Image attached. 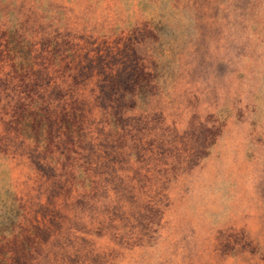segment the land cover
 Here are the masks:
<instances>
[{
	"label": "rangeland",
	"instance_id": "rangeland-1",
	"mask_svg": "<svg viewBox=\"0 0 264 264\" xmlns=\"http://www.w3.org/2000/svg\"><path fill=\"white\" fill-rule=\"evenodd\" d=\"M0 264H264V0H0Z\"/></svg>",
	"mask_w": 264,
	"mask_h": 264
},
{
	"label": "trees",
	"instance_id": "trees-1",
	"mask_svg": "<svg viewBox=\"0 0 264 264\" xmlns=\"http://www.w3.org/2000/svg\"><path fill=\"white\" fill-rule=\"evenodd\" d=\"M97 69H99L101 71V66H98ZM105 73V72H103ZM106 75L107 78V74ZM142 71H138V72H134V70L130 71V72H124L118 70L117 72L113 73L111 76V79H116L115 81H121V86L122 87H126V89H130L132 87L139 85V87L141 86V82H142ZM115 83V82H113ZM115 85H117L115 83ZM120 90H122L121 86L118 85ZM111 97V93H110V89L109 88H105V87H100L99 88V92L97 94V98L99 100V103L102 105H105V103L110 99ZM45 105V104H43ZM37 106V105H36ZM42 106H38L36 107V109H33V112H30L29 114H22V116H30L27 119V123H26V129L29 130L30 132L33 131L35 129V124H42V116H43V112L41 111ZM43 136V135H42ZM32 137H36L39 138V135H32ZM34 162L38 165V167L40 169H47V167L45 166V164H42V162L34 160ZM48 169H52L51 166H49ZM47 173H49V170H46ZM47 229V228H46ZM41 233L47 237V235L50 233L49 231H45V229L41 230Z\"/></svg>",
	"mask_w": 264,
	"mask_h": 264
}]
</instances>
